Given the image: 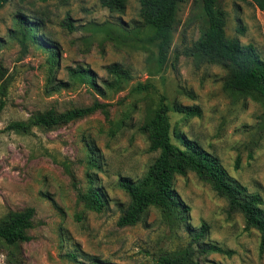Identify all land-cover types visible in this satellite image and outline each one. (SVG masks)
<instances>
[{
	"label": "rangeland",
	"instance_id": "1",
	"mask_svg": "<svg viewBox=\"0 0 264 264\" xmlns=\"http://www.w3.org/2000/svg\"><path fill=\"white\" fill-rule=\"evenodd\" d=\"M220 4L225 36L253 44L264 58V10L249 0ZM139 9L138 0H128L123 12L108 10L100 0L0 5V222L33 210L29 240L16 246L15 261L0 241V264H157L163 251L187 246L185 224L169 225L153 207L134 225H117L128 204L118 181L139 179L158 154L141 126L161 98L200 110L190 117L168 112L172 142L182 147L183 136L215 156L231 179L262 197L264 209V106L225 87L226 69L190 54L204 27L197 1L179 5L162 66ZM19 15L37 22L34 37L22 40ZM48 46L57 53L54 62ZM114 63L126 71L120 83L107 70ZM77 66L91 70L93 79L70 78L68 68ZM96 101L106 104L105 111L27 133L3 129L49 109L61 113ZM90 188L102 196L99 212L80 198ZM173 189L189 207L188 223H205V241L230 251L196 252L199 264H264L259 233L246 230L241 213L206 181L188 172L175 177Z\"/></svg>",
	"mask_w": 264,
	"mask_h": 264
},
{
	"label": "trees",
	"instance_id": "2",
	"mask_svg": "<svg viewBox=\"0 0 264 264\" xmlns=\"http://www.w3.org/2000/svg\"><path fill=\"white\" fill-rule=\"evenodd\" d=\"M185 1L187 0H138L143 23L152 30L146 39L156 47V59L160 66L168 58L179 5ZM195 1L201 9L204 27L190 54L201 61L217 64L226 69L225 87L234 92L250 94L264 106V58L253 44H242L238 37L225 36L226 11L220 0ZM249 1L259 10H264V0ZM6 2L7 0H0V5ZM127 2L128 0H100L103 7L115 12H123ZM64 24L73 29V24L68 18ZM17 25L22 40H25L27 34L34 37L39 26L27 15H19ZM48 48L51 52V61H56L57 53L51 46ZM107 70L119 83L126 77V71L116 63L107 66ZM68 74L70 78L77 76L80 80L93 79L91 70L82 66L68 68ZM4 106L5 100L0 98V113ZM105 107V103L96 101L89 106L68 109L61 113L49 109L26 120L11 121L3 129L27 133L34 126L54 127L82 118L98 109L105 111ZM170 110L185 117L200 115L197 106L181 105L177 102L168 105L163 98L160 99L151 116L141 126V130L148 136L149 149L158 154L139 179L122 177L118 181L119 187L128 197V204L118 217L117 225L120 227L134 225L151 207L155 208L169 225L184 223L189 235L187 246L184 249L163 251L158 256L157 264H199L195 259L196 252L199 255L230 254V251L223 247L205 241L208 229L205 223L198 228H193L188 223L189 207L175 195L173 189L175 177L193 172L206 181L217 195L224 197L231 210L241 213L246 230L255 229L259 233V249L263 251L262 197L258 193L249 192L245 186L231 179L219 160L195 142L178 135L183 146L174 144L170 137L171 126L168 116ZM237 165L238 162L236 167ZM80 198L88 209L96 212L101 211L104 205L100 192L95 188H90L89 192L81 194ZM32 215L33 210L28 209L0 222V241L7 246L10 261H15L16 246L29 240L25 231L32 226Z\"/></svg>",
	"mask_w": 264,
	"mask_h": 264
}]
</instances>
